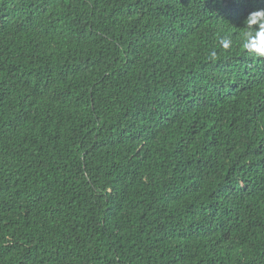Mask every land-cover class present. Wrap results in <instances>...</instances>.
I'll use <instances>...</instances> for the list:
<instances>
[{"label":"trees","instance_id":"16d2710c","mask_svg":"<svg viewBox=\"0 0 264 264\" xmlns=\"http://www.w3.org/2000/svg\"><path fill=\"white\" fill-rule=\"evenodd\" d=\"M0 264H264V0H0Z\"/></svg>","mask_w":264,"mask_h":264}]
</instances>
